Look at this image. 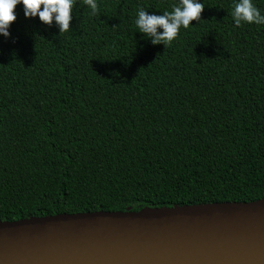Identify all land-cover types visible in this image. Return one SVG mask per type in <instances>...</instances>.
Masks as SVG:
<instances>
[{
    "label": "trees",
    "instance_id": "1",
    "mask_svg": "<svg viewBox=\"0 0 264 264\" xmlns=\"http://www.w3.org/2000/svg\"><path fill=\"white\" fill-rule=\"evenodd\" d=\"M178 2L92 15L76 0L63 34L17 6L0 35V222L264 199V25L200 0L201 21L154 46L138 9Z\"/></svg>",
    "mask_w": 264,
    "mask_h": 264
},
{
    "label": "water",
    "instance_id": "2",
    "mask_svg": "<svg viewBox=\"0 0 264 264\" xmlns=\"http://www.w3.org/2000/svg\"><path fill=\"white\" fill-rule=\"evenodd\" d=\"M0 264H264V199L0 222Z\"/></svg>",
    "mask_w": 264,
    "mask_h": 264
},
{
    "label": "clouds",
    "instance_id": "3",
    "mask_svg": "<svg viewBox=\"0 0 264 264\" xmlns=\"http://www.w3.org/2000/svg\"><path fill=\"white\" fill-rule=\"evenodd\" d=\"M83 3L91 9L92 15L99 13L97 0H83ZM20 4L24 6L26 18L39 17L49 26L55 23L60 34L70 31L76 0H0V35L10 37L9 28L17 20L16 8ZM204 9L200 0H179L172 5L171 11H164L162 15H150L140 7L135 25L154 46L163 44L167 48L178 37L181 28L187 29L193 21H201ZM231 16L237 27L242 23L264 25V15L253 0H237Z\"/></svg>",
    "mask_w": 264,
    "mask_h": 264
}]
</instances>
